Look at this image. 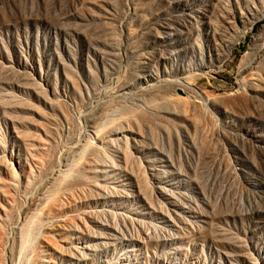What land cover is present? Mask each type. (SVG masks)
<instances>
[{"label": "rangeland", "instance_id": "rangeland-1", "mask_svg": "<svg viewBox=\"0 0 264 264\" xmlns=\"http://www.w3.org/2000/svg\"><path fill=\"white\" fill-rule=\"evenodd\" d=\"M0 264H264V0H0Z\"/></svg>", "mask_w": 264, "mask_h": 264}, {"label": "bare ground", "instance_id": "bare-ground-1", "mask_svg": "<svg viewBox=\"0 0 264 264\" xmlns=\"http://www.w3.org/2000/svg\"><path fill=\"white\" fill-rule=\"evenodd\" d=\"M47 206L48 205L45 204L44 208H46ZM43 214L44 213L41 209L32 210V211L29 210L25 212L24 216L23 215L21 216V220H18L16 227L18 228L20 234V243H19L20 251L24 252V249H26V247L30 244V242H32L33 239H36L40 236L41 228L45 224L44 223L45 217H43Z\"/></svg>", "mask_w": 264, "mask_h": 264}]
</instances>
